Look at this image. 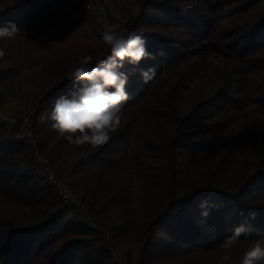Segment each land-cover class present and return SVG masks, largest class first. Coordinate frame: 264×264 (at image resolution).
<instances>
[{"label": "trees", "instance_id": "trees-1", "mask_svg": "<svg viewBox=\"0 0 264 264\" xmlns=\"http://www.w3.org/2000/svg\"><path fill=\"white\" fill-rule=\"evenodd\" d=\"M67 1L0 0V25L21 29L0 59V79L36 51L52 76L33 100V138L0 120V196L46 212L17 224L0 210V264H122L112 249L130 240L136 264H241L264 239V0H136L119 24L142 30L155 58L121 69L131 98L97 147L73 146L38 120L81 87L68 79L80 57L94 65L109 52L95 14V38L69 40L73 23L60 21ZM149 67L157 75L145 84L140 70ZM241 225L247 238L223 248Z\"/></svg>", "mask_w": 264, "mask_h": 264}, {"label": "clouds", "instance_id": "clouds-1", "mask_svg": "<svg viewBox=\"0 0 264 264\" xmlns=\"http://www.w3.org/2000/svg\"><path fill=\"white\" fill-rule=\"evenodd\" d=\"M227 23V21H222ZM121 25H106L100 32V39L109 46V52L92 64V56H82L68 79L81 87L72 98L60 97L51 113H42L38 120L51 121V127L69 144L93 147L107 144L120 127L121 118L127 101L131 98L126 90L128 74L121 71L125 64L138 67L144 59L155 57L147 51L142 30L121 31ZM20 27L12 21L0 25V59L6 56L9 42L20 33ZM163 55V52L160 53ZM157 75L155 67L140 70L145 84ZM247 238L245 226H238L233 234L225 239L222 247L231 249L239 239ZM224 261L230 255L222 257ZM264 264V239L257 238L243 254L241 264Z\"/></svg>", "mask_w": 264, "mask_h": 264}, {"label": "rangeland", "instance_id": "rangeland-1", "mask_svg": "<svg viewBox=\"0 0 264 264\" xmlns=\"http://www.w3.org/2000/svg\"><path fill=\"white\" fill-rule=\"evenodd\" d=\"M93 1L95 0H68L62 7L60 21L62 23H73L68 37L75 45L81 41L88 43L95 38V34L91 31L88 8V5ZM112 1V8L100 6L101 12L98 14V18L100 23L105 26L120 25L119 21L121 19L126 18L130 12L138 9L136 0ZM121 31L124 32L122 27ZM41 66L42 59L38 51L31 52L29 60L25 63L14 61L11 71L0 79V109L2 111L13 112L21 118L29 117L31 123L30 113L33 100L39 94L40 88L51 84L52 81V76L45 73ZM29 129L30 124L20 130L21 133H26ZM78 154L77 152L74 153L71 159L77 157ZM0 210L4 217L17 224L39 223L46 217L45 211H38L26 205L9 202L3 196H0ZM85 211L87 213L86 209ZM138 250L139 246L135 240L119 243L112 249L113 257L122 264H136Z\"/></svg>", "mask_w": 264, "mask_h": 264}, {"label": "built area", "instance_id": "built-area-1", "mask_svg": "<svg viewBox=\"0 0 264 264\" xmlns=\"http://www.w3.org/2000/svg\"><path fill=\"white\" fill-rule=\"evenodd\" d=\"M101 5L107 8H112L113 1L112 0H95L91 2L88 5L89 15L95 14L98 16V14L101 12L100 10ZM0 120L7 121L10 124L16 126L17 127V135H16L17 137H24L25 135L29 137H33L32 130L29 129L26 133H23V132L21 133V130H20L30 124L29 117L21 118L20 116H18L17 114L13 112H6L0 109ZM48 174L53 178L54 182L58 185L59 191L64 197L71 199L73 201L77 200V197L75 196L73 190L71 189V187L66 181H63L60 178H58L51 170L48 171Z\"/></svg>", "mask_w": 264, "mask_h": 264}]
</instances>
